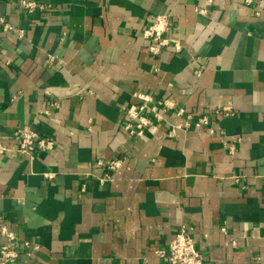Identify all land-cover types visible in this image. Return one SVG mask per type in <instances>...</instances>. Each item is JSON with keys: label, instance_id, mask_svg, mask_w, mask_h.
Listing matches in <instances>:
<instances>
[{"label": "crops", "instance_id": "crops-1", "mask_svg": "<svg viewBox=\"0 0 264 264\" xmlns=\"http://www.w3.org/2000/svg\"><path fill=\"white\" fill-rule=\"evenodd\" d=\"M35 1L46 8L0 5L24 29L0 27V140L15 147L29 126L56 141L0 155L14 264H169L155 251L183 224L207 264H264V0ZM164 13L174 40L154 54L143 30ZM137 91L186 112L130 135ZM226 104L234 114L216 113ZM188 113L211 122L173 132ZM120 157L102 183L98 159Z\"/></svg>", "mask_w": 264, "mask_h": 264}, {"label": "built area", "instance_id": "built-area-1", "mask_svg": "<svg viewBox=\"0 0 264 264\" xmlns=\"http://www.w3.org/2000/svg\"><path fill=\"white\" fill-rule=\"evenodd\" d=\"M251 2L252 0H246ZM18 2L28 11L33 12L37 8L45 9L46 4L39 3L35 0H18ZM2 0H0V5ZM199 12L204 13L205 9H199ZM0 27L5 31L17 30L20 35L24 34V29L14 27L8 18L1 12L0 9ZM171 29V19L168 13L158 14L154 20L143 30V36L149 41V49L152 53L158 54L163 46L169 45L174 39L166 37L165 33ZM175 45L179 50L180 44L175 41ZM53 61L54 57L51 56ZM200 70L197 71L199 75ZM141 101L139 103H132L126 107L124 111V128L130 135H143L147 129L154 124L165 120V112L168 110H175L178 115H183L185 108H177L176 104L171 99L155 100L151 94L143 91L134 93ZM59 101L51 102V108L42 110V113L50 114L53 108L59 107ZM177 108V109H176ZM216 113L231 115L234 114V108L231 104L220 106L216 109ZM211 122L208 114H203L197 118L193 117L191 113L187 114L185 123L172 124V131L181 128L188 129L192 125L196 127L208 126ZM213 132V129H211ZM14 138L17 141V146H9L0 140V155L12 153L13 155H29L31 157L37 156L41 152H49L56 146V141L52 137L43 136L29 126L18 127L14 132ZM234 150V145L230 146ZM124 163V158H114L108 161L98 159V164L106 165L108 172L105 176L100 178L103 183L112 179L111 171L118 170ZM51 177L54 173H46ZM225 231L226 227H222ZM193 227L183 224L175 234V237L165 249H157L156 255L168 262L169 264H207L203 253L197 247L195 242ZM0 264H14L21 251L17 246V241L20 239L18 232L9 229L6 225L0 228ZM26 246H30L29 241H25ZM35 248H38L36 246Z\"/></svg>", "mask_w": 264, "mask_h": 264}]
</instances>
